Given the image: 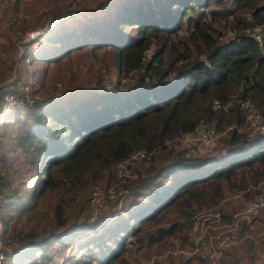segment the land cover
I'll return each instance as SVG.
<instances>
[{
	"label": "trees",
	"instance_id": "obj_1",
	"mask_svg": "<svg viewBox=\"0 0 264 264\" xmlns=\"http://www.w3.org/2000/svg\"><path fill=\"white\" fill-rule=\"evenodd\" d=\"M86 2L77 4L85 9L91 2L89 11L47 32L35 52L29 46L25 49L31 55L34 76L75 50L90 48L94 52L110 49L121 78L112 88L99 83L96 88L83 87L64 95L49 93L11 112L4 125H11V140L16 142L12 150L17 147L21 154L11 179L3 177L0 169L1 211L28 213L66 181L80 187L91 180L111 182L116 163L139 149L165 146L167 140L192 133L200 124L221 130L243 124L240 99L251 100L264 113V38L258 43L243 32L264 24V0ZM227 17L238 33L221 39L219 27ZM20 27L25 29V24ZM132 71L136 72L134 82H121ZM21 75L10 85L16 93L24 80ZM230 100L227 109L216 106ZM188 156L177 151L169 162L150 166L131 183L129 204L106 220L100 213L85 222L89 228L79 235L61 203L55 205L52 217L43 215L39 223L11 240L4 215V234L12 249L7 264L52 261L48 247L54 242H60L62 249L75 243L74 254L65 262L118 264L129 246H153L181 235L195 224L192 200L206 195L200 185L211 179H231L242 166L264 165V132H240L233 127L223 151L198 164ZM254 173L258 179L260 173ZM220 190L216 186L214 196H220ZM222 217L228 220L230 214L222 213Z\"/></svg>",
	"mask_w": 264,
	"mask_h": 264
},
{
	"label": "rangeland",
	"instance_id": "obj_2",
	"mask_svg": "<svg viewBox=\"0 0 264 264\" xmlns=\"http://www.w3.org/2000/svg\"><path fill=\"white\" fill-rule=\"evenodd\" d=\"M77 2L81 3L83 0H21L20 4L13 7L16 18L12 21L4 20L3 22H0L1 82L10 80L11 84H13L14 79H16L19 74H22L21 76L24 77V79L29 74H32L34 79L38 80V83L48 92V94L54 92L64 95L67 91H78L83 87L86 90L96 88L99 86L103 69L107 70L106 73H108L109 77L118 71L113 58V53L110 49H100L97 52H94L90 48H82L75 50L59 63H51L45 68L42 67L39 71L40 73L37 74V76H34L35 67L32 61L30 60V62H27L26 57L23 55L25 49L30 45L29 42L26 41V30L35 28L34 33H38L39 27H42L45 24H51L52 21L49 22V20L53 16H57V18L64 17V19L58 21V23L48 31L52 33L59 23L66 21L72 16H82L85 14V11H89L88 8L90 7L89 5H91V2L89 4L87 0L86 3L89 5L88 7H85V9L78 6L79 4H77ZM74 9L76 12H74ZM56 19H53V22ZM222 23L223 26H220L221 28L232 25L231 17L223 18ZM23 24H25V29L20 27ZM125 28L127 29L128 26H125ZM29 49L32 50V47L30 46ZM151 54L152 51H149L147 58H149ZM200 58L204 59L205 55ZM135 76L136 72L132 71L129 78ZM114 77L115 76H113L111 80L112 87L118 82V80L114 82ZM129 78L126 81L121 80V82H132ZM56 81H59L62 85L59 89L53 90ZM16 88L20 92L21 84L16 86ZM231 102L232 100H230V104ZM262 114L264 115L263 112ZM10 119L11 116L6 122ZM233 127L232 124L222 130L216 128L218 136L213 143L207 146L194 143L193 140L190 139L191 133H181L175 139L167 140L165 146L155 149L152 154L145 158L146 160L141 161L133 171H130L131 176L119 175L116 165H114L112 173L115 178L111 182L109 179L104 182L91 180L84 186L80 187L77 184L66 181L61 184L59 188L44 195L39 205L28 213L20 214L16 210L7 213L3 210L1 211V218L2 215H5L9 220L8 231L6 234L11 235V237L8 239L11 240L12 237L18 238L22 232L30 230L34 223L40 222L43 215L52 217L53 209L58 203L62 204L64 213L70 221L72 228L79 235L83 229H86V227L89 228L86 224L90 221L88 202L92 188L95 184L98 183L103 186L107 193L105 207L101 211L102 218L106 220L110 215L116 213L117 209L123 208L127 203L129 204L131 202L132 182L137 177L145 174L150 166L162 165L169 162L177 151H184L185 156L189 155L190 162L197 164L201 163L207 159L210 154L223 151L228 132ZM237 131L250 132L249 130L247 131L245 126H243L242 129V125ZM11 132V125H2L1 137H3V143L0 151V169L3 177L6 176L10 179L12 178V175H14L13 172H17L16 167L18 166V162L16 161V157L21 154V150L17 149V147L15 150H12V146H16V142L11 140ZM192 147L195 148V151H191ZM1 153L5 154L6 157H3ZM188 161L189 160H186V162ZM236 171L237 175L231 179H211L207 183L199 186L205 190L206 195L197 196V200H192V203H194V206L196 207L195 224L193 228L185 231L179 236L168 237L153 246H129L128 249L125 250V253L121 258L122 260L119 258L118 264H145L152 258H155L156 264H185L187 261L186 259L193 255L181 254L177 257L169 255L167 258L160 256L168 250L186 248L190 251L193 249L194 239H196L200 232L202 222H204V224L207 223V221L202 219L200 216L201 214L208 213L211 209L216 208L221 213L230 214L229 219H231L233 214L240 211L247 202L264 195V165L254 164L251 169H246L242 166L237 168ZM255 171L260 173L257 175L258 179H255V177L252 176H255ZM20 177L21 176H19V178ZM19 178L17 177L16 179L19 180ZM216 186L221 187L220 196L218 197L213 194ZM126 190H128V192L124 196L122 205L119 206V199L123 196ZM112 194L115 196H111ZM251 224V226H248L249 224L247 223H241L239 230L240 238L242 237V233L247 229H249L247 231L250 232L251 235L255 234V232L264 231V207L255 217L252 218ZM68 238L69 237H66V239ZM262 243H264V241H262ZM241 244L242 243H238L233 249L236 248L241 250ZM55 249H62V244L60 242H54L48 247V252L53 255L52 259L56 261L60 258H58V256L62 257L64 255L63 253H65V249L61 250L62 253L60 250L55 252ZM74 249L75 243L73 244L72 250L74 251ZM200 253L206 254L205 251ZM29 263L35 264L29 260L23 264Z\"/></svg>",
	"mask_w": 264,
	"mask_h": 264
},
{
	"label": "built area",
	"instance_id": "obj_3",
	"mask_svg": "<svg viewBox=\"0 0 264 264\" xmlns=\"http://www.w3.org/2000/svg\"><path fill=\"white\" fill-rule=\"evenodd\" d=\"M20 3L21 0H0V22H3L4 20H14L16 17L14 15L13 7ZM52 27L54 26L45 24L44 26L38 28V33H34L35 28L26 30V41L29 42V47H32V53L36 51L42 37ZM219 29H221L222 33L220 35L221 39H226L238 33L237 29L232 25H228L224 28L219 27ZM243 32L251 36L258 43H261L262 39L264 38V24H254L252 26L246 27L245 29H243ZM23 55H26V61L30 62L31 55L26 53H23ZM202 56L203 55H200V57ZM106 71V69L102 70L100 85L102 88H112L111 80L113 76H115L114 82L119 80L121 78L120 72L117 71L116 73H114V75L109 77ZM129 79L134 82L136 76L130 77ZM10 84V80L0 82V151L2 145L1 127L3 124H5L6 120L10 118L11 112L17 107L33 104L34 102L48 94V92L39 83L36 82L32 74H29L23 80L20 93H16L11 90ZM61 85L62 84L59 81H56L54 83L53 90L59 89ZM229 104L230 101L223 106L220 103H216V106L227 109ZM239 104L245 110V120L243 124H233V126L237 130L242 125V129L243 126H245L247 131L249 130L264 132V115L260 111V108L249 99H240ZM217 136L218 132L213 124H200L198 125L196 130L191 133L190 139L193 140L194 143L206 146L213 143ZM191 150L195 151V148L192 147ZM153 151L154 150L139 149L132 153L128 158L116 163L115 165L118 170V174L121 176H131L130 171H133L134 168L141 161L152 154ZM127 192L128 190H126L123 196L119 199V206L122 205L124 196ZM106 195L107 193L103 186L98 183L93 186L88 202V213L90 221H93L99 217L102 209L105 207ZM111 196L115 195L112 194ZM3 198L4 192L2 189V181L0 178V211ZM263 207L264 195L247 202L240 211L233 214V217L229 221H223L222 213L218 209H211L208 213L200 215L204 221H207V223L204 224V222H202L200 226V232L196 239H194L193 249H191L190 251L186 248L168 250L165 251L160 257H168L169 255L177 257L181 254L195 255L202 251H205L208 255L210 264H221L222 255L226 251L231 250L233 247H235L240 241L239 230L241 223L251 224L252 218L255 217ZM72 248L73 244L66 246L65 253L62 257L59 258V260L47 261L43 264H71L65 262V259L66 257L74 254ZM9 253H12V249L9 247L4 234V226L0 212V264H7V256L9 255ZM145 264H156V260L155 258H152Z\"/></svg>",
	"mask_w": 264,
	"mask_h": 264
},
{
	"label": "crops",
	"instance_id": "obj_4",
	"mask_svg": "<svg viewBox=\"0 0 264 264\" xmlns=\"http://www.w3.org/2000/svg\"><path fill=\"white\" fill-rule=\"evenodd\" d=\"M52 23L53 20L51 24ZM3 216L4 215H2V219ZM229 220L223 219V221H229ZM251 225L252 224H249L248 226ZM247 230H245L242 233V237L240 238L239 241V244L242 243L241 244L242 249L238 250L234 248L226 251L221 258V264H264V247H263L264 243H262V241H264V231L255 232V234L251 235V233L248 232ZM186 260L187 261L185 262V264H210L208 255L205 253H198L197 255L189 256V258Z\"/></svg>",
	"mask_w": 264,
	"mask_h": 264
},
{
	"label": "water",
	"instance_id": "obj_5",
	"mask_svg": "<svg viewBox=\"0 0 264 264\" xmlns=\"http://www.w3.org/2000/svg\"><path fill=\"white\" fill-rule=\"evenodd\" d=\"M76 10H77V8H76ZM58 21H61V19L60 20H56L53 24H50V25H53L54 26L56 23H58Z\"/></svg>",
	"mask_w": 264,
	"mask_h": 264
}]
</instances>
